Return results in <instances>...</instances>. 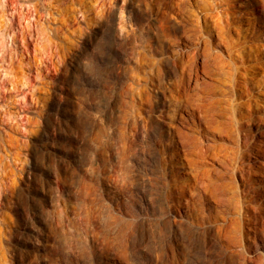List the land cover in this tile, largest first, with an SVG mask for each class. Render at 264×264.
<instances>
[{"label":"rangeland","instance_id":"obj_1","mask_svg":"<svg viewBox=\"0 0 264 264\" xmlns=\"http://www.w3.org/2000/svg\"><path fill=\"white\" fill-rule=\"evenodd\" d=\"M22 1L0 17V264H264V210L230 205L246 149L206 136L201 97L179 124L168 92L189 67L209 80L214 50L264 81V0Z\"/></svg>","mask_w":264,"mask_h":264},{"label":"bare ground","instance_id":"obj_2","mask_svg":"<svg viewBox=\"0 0 264 264\" xmlns=\"http://www.w3.org/2000/svg\"><path fill=\"white\" fill-rule=\"evenodd\" d=\"M22 2H23L22 0H0V17L3 14L4 11H6L8 13V11L12 8L13 16L14 17H19L20 20H21V18L27 17L29 14H31L32 10H34V11L36 10L35 5H32V3H29V4L27 3L30 7L28 6L29 7V8H27L28 10H26L24 12L23 8L27 4H25V2L24 3H22ZM10 3H12V6L10 5ZM33 6H34V8H33ZM20 9H22V10H20ZM29 16H31V15H29ZM28 19H29V21H27L26 26H23V27L21 26V27L23 29L24 28L27 29L26 31L27 32L29 31V33H30L32 30L37 29L38 21H37V19L35 17L33 19L32 18H28ZM30 19H32V20H30ZM0 25H3L2 24V18H0ZM0 36H2V38L4 39V37H3L4 35H0ZM0 40H1V43H3V41L5 39L2 40L1 37H0ZM205 41H204V43H206ZM218 43H220V42H218ZM224 44H226V43H224ZM3 45L4 44H0L1 48H2ZM206 46L209 47L210 45L208 44ZM225 46H228V45H225ZM202 47H205V46H202ZM205 48H207V47H205ZM214 49H216V48H214ZM198 51H199V49H198ZM207 51L209 52L210 50H207ZM207 51H205V52L207 53ZM214 51H216L217 54L212 56V60H211V62H209L210 63V67L212 65L211 72H206V73L204 72L203 73V75L208 77L209 80L208 79L205 80V78L200 80L197 70L195 68L189 67L185 71L183 70L184 71V75H182L180 78H177V76H176L175 79H172V80H174L172 82L173 84L172 83H170V84H172V86H173L172 89L173 90H171V88H170L171 91H168V92H170L171 96L174 95V93H175L178 96V98L180 99V102H179L180 105H178L179 108L181 109V111L182 110H184V111L186 110L185 114H183V113L179 114V119L181 118V120H179V124L182 123L183 120H185L187 118H189L191 121L194 122V120L196 118H195V110L193 109V107L196 106V105H199V104L201 105L202 104L199 101V98L201 97L202 98L201 100L204 101L203 106L205 108L204 109V115L202 113V116L204 117V125H205L206 130L211 133V134L210 133H207V134L205 133L206 136L207 137L210 136L211 139L214 140L216 136H221L220 135L221 132L224 131V128H226V129H229V131H230L229 133H231L230 138H232V140L235 143L237 149H239V150H242L243 148L246 149V150L243 149V152L245 150L246 154L245 155L243 154L241 156V158L243 160L240 159L239 162L234 165V167L231 166L233 168V170L238 172L241 175V177L243 178V186H240V188L238 189V187H236V185H235V187H236L235 190L236 191L233 192V194L231 196V202H233V204H230V203H228V204L231 205L232 209H236V207H238L239 212L240 213L242 212L246 216L247 215L249 216L250 213L253 214L252 212L261 214V211L264 210V186H260V187H258V189H256L257 187L255 185L251 184V186L249 187L251 189V191H250V190L246 189L248 187L245 186V183H251L252 181L254 182L255 181L254 175L257 174L258 168L260 166H263V168H264V129L262 130L260 128L261 125L264 126V91H263V93H260V91H257V90L261 89L260 87H264V81H262L261 78H260V74L261 73H260V70H257L256 62H255V64L253 63L251 65L252 69H249L248 67H246L247 65L246 66L243 65L245 60H247V58H246V56L244 54H241V56H240L241 57L240 60L242 62V65L238 66V68H236V70H235V67H234V71L231 72L230 70L225 68L226 60L223 58V56H222L223 54L222 55H221V53L218 54L219 51H217V50H214ZM0 52H1L0 53V62L4 66L5 63H3L2 61L5 59L4 58V57H6L5 55H7V53L8 54L11 53L10 55L12 56V52H11V49H8V48L5 49V50H3V48H2V50L0 49ZM190 53H193V52H190ZM198 53L199 52H197V54ZM188 55H191V57L193 55L195 56V54L192 55V54H189V53H188ZM11 56H10V59L13 58V56L12 57ZM197 58H198V56H197ZM192 59H193V57H192ZM224 60H225V62H224ZM188 61H190V60H188ZM232 62L235 63L234 60ZM184 63L186 64V62H184ZM207 63H208V61H206L203 64V70H205V68L209 66V64H207ZM1 64H0V66H2ZM10 66L11 65H9V67ZM7 67H8V65H7ZM196 68H197V66H196ZM175 69H174V72L177 73V71H175ZM201 77H202V73H200V78ZM169 87H167L168 90H169ZM200 89H202L201 90L202 92H200ZM174 98H175V96H174ZM200 105L197 106V107H200ZM249 121H252V122H249ZM252 129H253V131H252ZM254 130L256 131L257 135H255ZM176 131H177L179 136H183V134L185 132V131L183 132V130L180 127H178V126L176 127ZM234 133H236V137L235 138L232 135ZM251 134H253V136H251ZM201 146H203V145H201V143H200V147ZM195 149L196 148H194L193 153H195L194 152V151H196ZM200 151L202 152V149H200ZM214 154H216V153L211 154V156L213 155V157H214ZM216 155L218 156V154H216ZM220 158H222V157H220ZM191 159L195 160L196 158H192L191 157ZM197 159H198V157H197ZM188 160H190V158ZM217 160H219V161H217V163L219 165L224 166L225 163L223 161H220L221 159H217ZM225 166H228V165L226 164ZM212 168H214V166ZM219 169H220V167H219ZM218 173H217V175H219ZM261 174H262V172H261ZM177 177H179L178 171L175 172V170H172V178H176L177 179ZM214 180H215V178H214ZM177 181H178V179H177ZM178 183H179V187H182V188L190 187L191 188V185L188 183L189 185L187 186L186 184H184L186 182L183 181V180H180ZM217 183L218 182L216 180V185H217ZM210 185H213V184L212 183L209 184V186H207L208 189H209ZM213 186H215V185H213ZM176 188H178V185H177ZM214 189H212V190L215 191L217 188L215 190ZM219 190L220 189H218V191ZM209 191H211V189ZM213 191H211V193H213ZM191 194H193V193H191ZM229 197H230V195H229ZM252 199H256V201H252ZM243 201H245V202H243ZM252 202H255L256 204H254ZM261 205H263V207ZM216 212H218V211H216ZM199 213H200V211H199ZM222 215H221V217L225 218ZM230 216L232 217V215H230ZM232 220L230 222H232ZM236 220H239V218L236 219ZM174 222L176 223L177 221L174 220ZM226 223H229V221L226 222ZM236 223L239 224L238 222H236ZM221 224L223 225V223H221ZM232 224H231V226H232ZM237 224L236 225L234 224L235 227L237 226ZM217 225L220 228V225L219 224H217ZM227 226H230V225H227ZM224 227L226 228L225 225H224ZM250 227H252V226H250ZM215 228H218V227H215ZM232 229H233V227L231 228V231H232ZM235 230H236V228H235ZM234 237L235 236H233L232 238L234 239ZM248 237H249V235H248Z\"/></svg>","mask_w":264,"mask_h":264}]
</instances>
